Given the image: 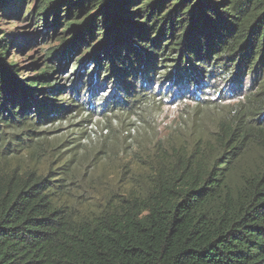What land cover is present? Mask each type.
<instances>
[{
    "label": "trees",
    "instance_id": "1",
    "mask_svg": "<svg viewBox=\"0 0 264 264\" xmlns=\"http://www.w3.org/2000/svg\"><path fill=\"white\" fill-rule=\"evenodd\" d=\"M36 2L33 36L0 34V264H264V0ZM61 23L42 62L9 59ZM208 96L235 100L214 130L155 136L102 200L77 183L83 139L50 142L78 115Z\"/></svg>",
    "mask_w": 264,
    "mask_h": 264
},
{
    "label": "rangeland",
    "instance_id": "2",
    "mask_svg": "<svg viewBox=\"0 0 264 264\" xmlns=\"http://www.w3.org/2000/svg\"><path fill=\"white\" fill-rule=\"evenodd\" d=\"M28 1L29 4L23 6L20 18L6 17L0 13V34L15 35L17 40L33 36L36 24L24 15L35 7L37 2ZM62 25L63 23L56 26L54 36L52 27H49L47 32L50 37H37L34 43L25 44L20 50L11 48L9 59L20 66H26L32 61L42 62V48L60 44L58 38L62 36L58 37L57 33L62 29ZM36 29L41 31L42 23ZM45 41L48 43L42 45ZM81 52L82 49H79L75 53ZM157 87L158 85L153 86L155 90ZM106 89L102 90L101 95ZM208 98L213 101L207 104L202 102L201 105H195L190 98L183 99V102L168 100L164 103H148L141 111L136 109L126 113L116 112L109 117L95 119L92 126L78 115L57 125L55 129L59 130L51 136L50 142L58 144L66 140L63 142L65 147L83 139L84 144L77 148L74 161L77 183L86 190L85 197H90L93 201L95 197L102 200L105 194L116 189L112 184L122 172V165H125L128 173L130 169L132 171V165L138 156L146 158L147 154L151 153L157 144L155 136L164 146L181 141L193 143L199 135L203 136L214 130L218 119L225 116L235 104V100L220 102L217 96ZM82 133L85 135L82 136ZM169 140L174 142H168ZM125 181L127 179L124 177L116 182L115 186L119 188Z\"/></svg>",
    "mask_w": 264,
    "mask_h": 264
}]
</instances>
